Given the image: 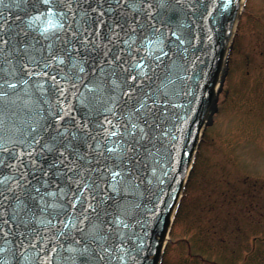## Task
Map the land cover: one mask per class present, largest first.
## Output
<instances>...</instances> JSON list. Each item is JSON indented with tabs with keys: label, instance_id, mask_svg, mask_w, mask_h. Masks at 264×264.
Wrapping results in <instances>:
<instances>
[{
	"label": "snow or ice",
	"instance_id": "1",
	"mask_svg": "<svg viewBox=\"0 0 264 264\" xmlns=\"http://www.w3.org/2000/svg\"><path fill=\"white\" fill-rule=\"evenodd\" d=\"M30 2L32 14L16 17L23 27L5 28L10 16L0 24V117L18 102L29 116L15 138L0 135V238L32 249L36 264H107V238L137 187L138 152L150 142L154 110L168 103L159 87L134 98L124 84L135 72L151 80L134 53L179 40L170 24L180 0ZM33 30L49 42L39 54ZM165 56L161 47L156 59ZM69 90L78 107L67 106Z\"/></svg>",
	"mask_w": 264,
	"mask_h": 264
},
{
	"label": "water",
	"instance_id": "2",
	"mask_svg": "<svg viewBox=\"0 0 264 264\" xmlns=\"http://www.w3.org/2000/svg\"><path fill=\"white\" fill-rule=\"evenodd\" d=\"M240 2L180 0V7L171 14L170 24L179 40L171 37L163 44L146 45L138 54L134 53L144 58L147 67L142 72L151 80L146 81L139 72H135L133 74L138 75V79L129 80L124 88L127 90L131 86L135 98L149 87H159L168 103L154 110L155 124L150 142H142L143 147L138 152L139 163L134 166L137 187L126 202L128 209L121 216L123 223L115 227L107 238L111 256L107 264H159L169 216L183 190L200 132L215 105L217 75L233 37ZM13 3H19L20 7H4V4ZM32 12L30 0H3L0 4V24H3L2 17L10 16L9 23L4 27L16 31L17 26H24L16 17ZM164 31L170 35L167 28ZM31 36L40 41L33 42V50L39 54L41 46L49 42L34 30L30 32L29 39ZM161 47L167 56L157 60ZM52 49L59 51L58 42H52ZM48 71L55 72L56 69L53 67ZM129 71L132 72V69ZM123 75L126 74H122V78ZM41 83L45 81L41 80ZM21 88L32 91L27 85H21ZM74 97L75 94L69 90V108L78 107ZM120 103L123 105L125 101ZM134 103L135 99L127 101L129 109ZM116 110L121 111L119 108ZM120 118L127 119V116ZM0 120L4 121L0 123V135L15 138L16 128L24 127L29 116L23 102H18L9 116L0 117ZM125 224L127 227H124ZM0 249H3L0 250V264H36L35 252L20 248L12 237L6 245L0 238Z\"/></svg>",
	"mask_w": 264,
	"mask_h": 264
},
{
	"label": "rangeland",
	"instance_id": "3",
	"mask_svg": "<svg viewBox=\"0 0 264 264\" xmlns=\"http://www.w3.org/2000/svg\"><path fill=\"white\" fill-rule=\"evenodd\" d=\"M236 24L162 264H264V0Z\"/></svg>",
	"mask_w": 264,
	"mask_h": 264
},
{
	"label": "bare ground",
	"instance_id": "4",
	"mask_svg": "<svg viewBox=\"0 0 264 264\" xmlns=\"http://www.w3.org/2000/svg\"><path fill=\"white\" fill-rule=\"evenodd\" d=\"M245 2H246V0H241L240 5H239V12H240V13H238V15H240V14L243 12V6H244ZM238 18H239V16L237 17V20H236V21H238ZM235 27H236V25H235ZM235 27H234L233 33H234L235 29H236ZM229 45H230V42H229ZM228 51H229V50H228ZM228 51H227V53H226V55H225V59H223V60H224V61H223V65L221 66V69H220V71H219V74L217 75V80H216L217 82H216V86H215V89H214L215 93L218 91L219 84H220V82H221V80H222V78H223V73H224V70H225L224 68H225V66H226V58H227V55H228ZM175 211H176V208L172 210L171 215L169 216V226H168V229H169V227H171V226L173 225V222H174V216H175ZM169 231H170V229L167 230V232H166L165 239H164V243H163L162 251H164V247H165V245H166V244L169 242V240H170V234H169ZM162 251H161V255L163 254ZM163 262H164V261H162V263H163Z\"/></svg>",
	"mask_w": 264,
	"mask_h": 264
}]
</instances>
